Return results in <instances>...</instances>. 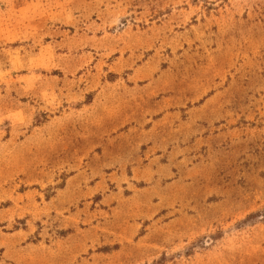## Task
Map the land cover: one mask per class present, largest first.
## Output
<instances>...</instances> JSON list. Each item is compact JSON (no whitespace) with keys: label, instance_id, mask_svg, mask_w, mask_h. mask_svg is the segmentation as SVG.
<instances>
[{"label":"rangeland","instance_id":"obj_1","mask_svg":"<svg viewBox=\"0 0 264 264\" xmlns=\"http://www.w3.org/2000/svg\"><path fill=\"white\" fill-rule=\"evenodd\" d=\"M0 264H264V0H0Z\"/></svg>","mask_w":264,"mask_h":264}]
</instances>
